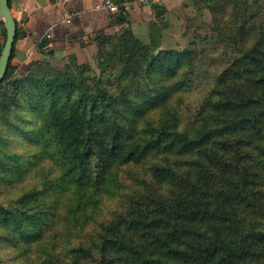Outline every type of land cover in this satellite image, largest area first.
<instances>
[{
    "label": "trees",
    "instance_id": "obj_1",
    "mask_svg": "<svg viewBox=\"0 0 264 264\" xmlns=\"http://www.w3.org/2000/svg\"><path fill=\"white\" fill-rule=\"evenodd\" d=\"M186 1L178 49L162 46L166 8L151 4L142 40L115 0L116 29L89 38L95 67L52 66L44 36L47 58L18 74L15 22L0 264H264V0Z\"/></svg>",
    "mask_w": 264,
    "mask_h": 264
},
{
    "label": "crops",
    "instance_id": "obj_2",
    "mask_svg": "<svg viewBox=\"0 0 264 264\" xmlns=\"http://www.w3.org/2000/svg\"><path fill=\"white\" fill-rule=\"evenodd\" d=\"M187 2V1H186ZM185 0H129L125 3V12L130 19L131 27L136 36L142 40L147 39V24L154 20L151 4H157L166 8L165 21L168 25L163 29L162 44L171 22L180 19L179 12L184 8ZM102 0H10V13L19 25L24 37L17 39L15 43L14 60L29 62L40 53L36 49V43L44 37L49 30L51 37L48 46L54 50L68 49L75 41L90 40L95 31L106 29L113 32L112 17L106 8L102 6ZM188 4V2H187ZM188 7V8H187ZM71 15V22L66 23V16ZM188 15V14H187ZM3 41L0 29V43Z\"/></svg>",
    "mask_w": 264,
    "mask_h": 264
},
{
    "label": "rangeland",
    "instance_id": "obj_3",
    "mask_svg": "<svg viewBox=\"0 0 264 264\" xmlns=\"http://www.w3.org/2000/svg\"><path fill=\"white\" fill-rule=\"evenodd\" d=\"M186 2V0H185ZM184 7L188 5L189 9H187V11L182 8V11H180L178 14L180 16L181 20H178L176 22H171V28H168L166 37H165V42L162 45L164 48H178V49H183L185 47L188 46L189 42L191 41V32L194 29H191L189 32H186L185 30V24L188 20V18L192 17L195 12L193 10V8L190 6V4L187 2L184 3ZM187 7V8H188ZM188 14V15H187ZM205 22L209 23L210 20V16L208 13H205ZM201 32H205L208 29V26H204V28H202ZM51 49V47H49ZM96 44L91 42L90 40H82L79 39L77 41H75L73 44H71L69 46L68 49L64 50L61 49L62 51H57V53H55L54 55V59H49L48 61L50 62V64L54 67H61L63 64L62 58L66 55H70L73 54L78 63H91L93 67H95V61H94V55L96 52ZM35 59H30V60H41V59H46L47 57L39 54L38 56H35ZM15 63L19 64V70H18V74L24 73L25 72V68H24V64L26 63V61H19V60H14Z\"/></svg>",
    "mask_w": 264,
    "mask_h": 264
},
{
    "label": "water",
    "instance_id": "obj_4",
    "mask_svg": "<svg viewBox=\"0 0 264 264\" xmlns=\"http://www.w3.org/2000/svg\"><path fill=\"white\" fill-rule=\"evenodd\" d=\"M0 21L5 30V41L0 52V81L6 73L16 34V23L11 16L8 0H0Z\"/></svg>",
    "mask_w": 264,
    "mask_h": 264
},
{
    "label": "built area",
    "instance_id": "obj_5",
    "mask_svg": "<svg viewBox=\"0 0 264 264\" xmlns=\"http://www.w3.org/2000/svg\"><path fill=\"white\" fill-rule=\"evenodd\" d=\"M141 2H145V0H139ZM63 2H67V0H63ZM102 6L106 8L111 14L118 15L119 13V4L115 2V0H102ZM66 23L71 22V15L66 16ZM47 38L51 37V32L48 30L45 35Z\"/></svg>",
    "mask_w": 264,
    "mask_h": 264
}]
</instances>
